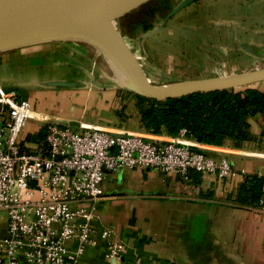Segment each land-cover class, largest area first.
Returning a JSON list of instances; mask_svg holds the SVG:
<instances>
[{"label":"crops","instance_id":"crops-1","mask_svg":"<svg viewBox=\"0 0 264 264\" xmlns=\"http://www.w3.org/2000/svg\"><path fill=\"white\" fill-rule=\"evenodd\" d=\"M167 11L153 16L159 20L155 25L134 29L142 28L140 40L153 49L164 77L204 80L264 68V8H253L251 1L241 6L237 0H198ZM178 22L184 23L185 41L176 51ZM217 67L222 75H214ZM0 83L28 95L33 116L24 133L27 146L34 144L28 136L50 121L144 132L124 86L86 39L67 35L0 52ZM259 85L264 92V82ZM248 122L251 138L241 147L185 140L217 161L228 160L234 169L228 178L195 171L107 172L96 224L99 230L113 228L126 248L108 259L98 240L79 264H264V213L259 205L237 200L246 177L264 173V115Z\"/></svg>","mask_w":264,"mask_h":264},{"label":"built area","instance_id":"built-area-1","mask_svg":"<svg viewBox=\"0 0 264 264\" xmlns=\"http://www.w3.org/2000/svg\"><path fill=\"white\" fill-rule=\"evenodd\" d=\"M31 104L0 83V264H79L98 240L108 259L126 244L110 227L98 229L107 172L150 169L186 176L195 171L225 179L234 169L183 135L50 121L44 141H24ZM259 210L264 213V173ZM99 234V238L97 237Z\"/></svg>","mask_w":264,"mask_h":264},{"label":"water","instance_id":"water-1","mask_svg":"<svg viewBox=\"0 0 264 264\" xmlns=\"http://www.w3.org/2000/svg\"><path fill=\"white\" fill-rule=\"evenodd\" d=\"M150 1L152 0H0V52L67 35L92 42L93 36L104 35V41L114 46L128 69L131 82L127 83V89L136 95L159 102L194 93L236 90L264 82L262 68L238 75L153 85L136 56L110 24L113 19ZM113 12L118 14L106 21V24L109 23L106 30L100 21ZM16 91L21 100L28 101L27 94Z\"/></svg>","mask_w":264,"mask_h":264},{"label":"trees","instance_id":"trees-1","mask_svg":"<svg viewBox=\"0 0 264 264\" xmlns=\"http://www.w3.org/2000/svg\"><path fill=\"white\" fill-rule=\"evenodd\" d=\"M160 0L142 7L146 16H154L164 8ZM165 10L168 6L164 5ZM147 22H141L145 28ZM135 102L140 128L154 135L185 139L209 146L222 147L233 143L243 146L251 138L249 118L264 115V92L255 86L236 90L194 93L159 102L126 92L125 99ZM127 102V101H126ZM46 135L45 127L28 136L29 142L40 143ZM262 179L247 176L241 186L238 202L243 205H259Z\"/></svg>","mask_w":264,"mask_h":264},{"label":"rangeland","instance_id":"rangeland-1","mask_svg":"<svg viewBox=\"0 0 264 264\" xmlns=\"http://www.w3.org/2000/svg\"><path fill=\"white\" fill-rule=\"evenodd\" d=\"M196 1H198V0H160V3L163 6L161 8H164V9L162 10V12H160L161 14L158 16L160 18H162L161 15H164V14L166 15V13L168 12L165 10L164 5H167L168 9L175 11V12L176 11L178 12L182 9V7H186V6L192 4ZM249 1H251L253 8H258V9L264 8V0H247V1L237 0V4L242 6V5H244V3H248ZM158 16L156 18H154L150 15L145 17V10L137 8V9L133 10L132 12H130L124 16L113 19L110 22V24L117 31V33L121 36V38L128 45V47H129V42H130V45L133 48V50H131L132 48H130V50L136 56L138 62L140 63V65L144 69L148 80L153 85L162 86V85H169V84H173L176 82H180L179 81L180 79H178V77H176V75H172V74L171 75L167 74V75H169L167 78L164 77L166 72H164V69L162 68L161 65L159 66L158 63H155V60L153 57L154 54L152 51L153 49H151V48L149 50H148V48L146 49V47H144V45L142 44L143 40H140V38H141L140 37V34H141L140 29H142V28L138 27L137 31L134 30L136 28L135 25L136 24L138 25L141 22H147L146 26L155 25L159 21ZM112 18H110V20ZM108 20H109V18L102 21V23H101V26L106 27V30H108V27H109V23L106 24V21H108ZM162 26H164V25H162ZM176 26H177L179 34L176 35L173 40L178 44V47L176 45H174L176 51H179V49L181 48L180 44L181 43L184 44V41H185V39L183 41V35H181L184 23L178 22V24ZM164 41H165V45H166L167 44V37L164 39ZM89 42L95 46V44L92 41H89ZM112 72H113V70H112ZM223 73L224 72L221 70V68L217 67L214 75H222ZM113 74H115V73L113 72ZM218 77H223V76H217V77H213V78H218ZM117 78H118V80H120V82L124 86L125 91L130 92L126 87L127 83L124 82V79H119V77H117ZM259 84L254 85V86L259 88L260 90L263 89V85H259ZM130 93H133V92H130ZM126 101L128 102L130 100H127V98H126ZM132 103H135V102H131V104ZM134 111H135V116H136V113H137L136 108H134Z\"/></svg>","mask_w":264,"mask_h":264},{"label":"bare ground","instance_id":"bare-ground-1","mask_svg":"<svg viewBox=\"0 0 264 264\" xmlns=\"http://www.w3.org/2000/svg\"><path fill=\"white\" fill-rule=\"evenodd\" d=\"M112 14L105 16V18L102 19V21L116 16L118 14V12H116V13L113 12ZM102 21H100V22H102ZM105 38L106 37L104 35L93 36L92 40H93V43L95 44V46L98 48L99 52L101 54H103L108 59V62L110 63V65H111L112 69L114 70V72L116 73V75L119 78L124 79V82L130 84L131 77H130V74L128 72L126 65L122 61L120 54L115 50L114 46L111 43L104 41Z\"/></svg>","mask_w":264,"mask_h":264}]
</instances>
